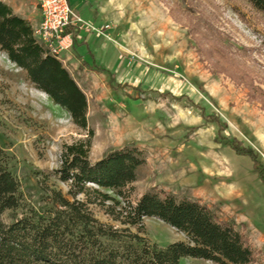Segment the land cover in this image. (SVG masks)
<instances>
[{
  "label": "rangeland",
  "instance_id": "obj_1",
  "mask_svg": "<svg viewBox=\"0 0 264 264\" xmlns=\"http://www.w3.org/2000/svg\"><path fill=\"white\" fill-rule=\"evenodd\" d=\"M69 6L101 33L109 28V40L96 37L99 47L85 43L95 64L87 51L78 53L81 39L58 57L85 96L89 163L137 150L144 164L124 191L128 202L163 192L204 204L233 223L257 253L256 264H264L263 187L250 160L222 143L252 150L264 168V14L244 0H69ZM87 136L0 52V149L27 206L47 209L43 190L66 194L56 173L62 148ZM90 211L120 229L98 207ZM2 221L9 222L8 213ZM139 235L157 249L186 242L154 219L143 221Z\"/></svg>",
  "mask_w": 264,
  "mask_h": 264
},
{
  "label": "trees",
  "instance_id": "obj_2",
  "mask_svg": "<svg viewBox=\"0 0 264 264\" xmlns=\"http://www.w3.org/2000/svg\"><path fill=\"white\" fill-rule=\"evenodd\" d=\"M244 1L264 14V0ZM0 52L88 135L62 148L56 173L67 192L62 195L60 191L43 190L47 209L40 212L26 205L0 149V264H179L185 259L256 264L257 253L248 240L233 223L220 220L204 204L177 200L163 192L146 193L135 203L128 202L124 191L135 183L136 172L144 164L137 150L110 152L96 163H89L92 133L86 130L85 96L58 59L37 43L29 23L2 2ZM99 72L112 79L106 71ZM222 143L236 156L250 160L264 190V168L254 152L234 140L223 139ZM91 206L101 209L120 229L97 221ZM5 213L7 224L2 221ZM145 219L170 227L186 242L163 249L149 245L139 235Z\"/></svg>",
  "mask_w": 264,
  "mask_h": 264
},
{
  "label": "built area",
  "instance_id": "obj_3",
  "mask_svg": "<svg viewBox=\"0 0 264 264\" xmlns=\"http://www.w3.org/2000/svg\"><path fill=\"white\" fill-rule=\"evenodd\" d=\"M36 2L41 22L33 36L37 43L56 59L72 48L73 38L70 34H65L69 27H77L78 30L84 29L87 33L100 34L99 31L85 24L73 14L69 0H36ZM103 28L104 30L108 29V27Z\"/></svg>",
  "mask_w": 264,
  "mask_h": 264
},
{
  "label": "crops",
  "instance_id": "obj_4",
  "mask_svg": "<svg viewBox=\"0 0 264 264\" xmlns=\"http://www.w3.org/2000/svg\"><path fill=\"white\" fill-rule=\"evenodd\" d=\"M0 2L4 3L8 7H10L15 16H17V17L25 20L26 22H28L33 33L38 28V26L41 22V16H40V12H39L38 7H37L36 0H0ZM87 25H89L90 27H92L93 29H95L97 31L100 30L99 31L100 34H98V33H87L84 31V29L78 30L77 27H75V28L69 27V29L67 31H69L70 33H66V34H70L73 38V41H75V42L81 41V40L83 41L82 43H78V45H80L79 49H77L78 53L79 52L81 53L82 49L87 51L88 58H90L91 62L93 64H95L94 58H93L94 57L93 52L90 51V48L87 47L86 44L89 41H91V43L94 44L93 46H95V48L99 47L98 42H100V41L97 40L96 37L102 35L104 38L106 36H107V38H109V35H108V31H109L108 29L109 28L107 30H105L104 33L103 32L101 33V29H98L96 26H94L90 23ZM102 27H104V26H102ZM110 60H112V59H110ZM82 61H86L84 56H82ZM112 66H113V63L110 61V62H108L106 68H110Z\"/></svg>",
  "mask_w": 264,
  "mask_h": 264
}]
</instances>
